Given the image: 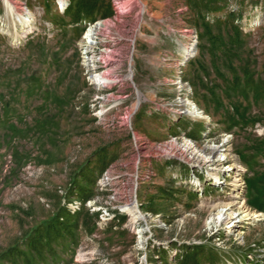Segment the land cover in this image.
I'll return each mask as SVG.
<instances>
[{"label": "rangeland", "instance_id": "374dc122", "mask_svg": "<svg viewBox=\"0 0 264 264\" xmlns=\"http://www.w3.org/2000/svg\"><path fill=\"white\" fill-rule=\"evenodd\" d=\"M12 1L36 25L0 0V264H264V216L213 219L264 213V0Z\"/></svg>", "mask_w": 264, "mask_h": 264}, {"label": "bare ground", "instance_id": "6f19581e", "mask_svg": "<svg viewBox=\"0 0 264 264\" xmlns=\"http://www.w3.org/2000/svg\"><path fill=\"white\" fill-rule=\"evenodd\" d=\"M61 3V8H65L67 5V0H58ZM4 5H5V9H6V15L10 18L14 19L15 23H18L19 25H21L22 30H31L33 28H35V15L34 13L27 11V12H21L19 6L17 5L16 1H12V0H4ZM101 24V22L97 23L96 27H90V29H88L87 31V36H90V38H92L91 41H93L94 39V35H95V30L99 28V25ZM16 26V25H15ZM193 50H195V47L192 45V48H190L189 46L186 48V55L185 57L187 58L192 52ZM94 80H97L98 82H108L110 81L109 77H107L104 73L103 74H96L94 77ZM192 104V103H191ZM139 106V102L136 103L135 108ZM190 111H188V113H190L191 115H199L202 116V113H200V111L197 109L196 105H193V109H189ZM203 117V116H202ZM217 151V149H215ZM214 150V151H215ZM213 172H211V176L213 177V179L217 182L220 183L222 182V177L220 174V169L217 168H213ZM234 172H236V170H238V166L235 165V163L232 164L231 168H228L227 171H229V176H231V170ZM224 177V176H223ZM242 179L243 177H239L236 175L235 177V183L234 186L238 187L240 184H242ZM241 182L240 184L238 183ZM195 185H201V180H195ZM240 189V188H239ZM240 196V193H236L233 195V198H237ZM232 200V199H231ZM235 204H239V208H242L243 211L242 213V220H252V219H260L264 216L263 212L260 211H251L250 209H248L245 205L244 201H231L228 203H223L218 205V212L216 213V215L213 217V219H215L217 222H226V223H231L232 219L234 218V212H233V207ZM126 211H128L131 216H132V220L133 221H138L139 219L143 218V215L141 213V210H139V208L136 206L135 203L129 204L124 208ZM236 225L235 223L233 224V226Z\"/></svg>", "mask_w": 264, "mask_h": 264}, {"label": "trees", "instance_id": "16d2710c", "mask_svg": "<svg viewBox=\"0 0 264 264\" xmlns=\"http://www.w3.org/2000/svg\"><path fill=\"white\" fill-rule=\"evenodd\" d=\"M214 11H217V9L212 7H207V12H214Z\"/></svg>", "mask_w": 264, "mask_h": 264}]
</instances>
